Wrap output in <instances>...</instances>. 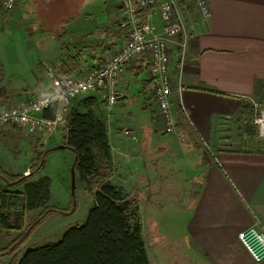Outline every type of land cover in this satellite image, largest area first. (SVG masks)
<instances>
[{"label":"crops","instance_id":"obj_1","mask_svg":"<svg viewBox=\"0 0 264 264\" xmlns=\"http://www.w3.org/2000/svg\"><path fill=\"white\" fill-rule=\"evenodd\" d=\"M105 1V14L93 23L90 0H19L11 13L0 8V108L23 103L49 86L47 71L57 73L64 59L62 42L71 53L81 51L82 71L98 67L120 46L118 5ZM207 2L205 21L182 9L191 35L182 65L177 44L169 43L174 134L159 129L143 57L122 73L120 102L113 108H107L100 91L79 100L90 97L98 104L112 163L109 182L138 203L149 262L147 237L157 239L154 245L181 242L176 264H264L255 262L237 238L255 220L264 228V151L240 125L249 99L264 105V0ZM154 21L159 25L157 15ZM72 103L61 107L69 110ZM63 115H57L55 128L63 127L48 137L39 135L33 148L60 144L68 122ZM0 137L31 140L10 126L0 129ZM158 201L169 212L167 219L183 223L181 236L160 227L154 214Z\"/></svg>","mask_w":264,"mask_h":264},{"label":"trees","instance_id":"obj_2","mask_svg":"<svg viewBox=\"0 0 264 264\" xmlns=\"http://www.w3.org/2000/svg\"><path fill=\"white\" fill-rule=\"evenodd\" d=\"M61 49L65 53L57 74L71 76L81 72V51L73 50L71 53L64 42ZM97 105L95 99L90 97L70 105L61 145L74 154L71 169L75 180L94 190L93 206L85 222L68 228L58 242L24 246L35 227L53 211L45 212L30 225L25 224L24 207L37 210L47 194L45 185L38 186L26 180L40 170L42 159L49 151L38 153L37 162L33 165L35 170H29L26 176L8 175L0 168V180L4 183V186H0V229L9 233L16 230L17 234L12 244L0 252V256L15 255L11 264H150L142 237L138 203L109 182L112 163L107 128L96 112ZM59 113H65V110L53 103L41 115L53 121ZM246 129L255 134L253 128ZM96 152L100 155L101 165ZM19 184L25 185L23 195L9 190ZM20 249L21 253L18 254Z\"/></svg>","mask_w":264,"mask_h":264},{"label":"built area","instance_id":"obj_3","mask_svg":"<svg viewBox=\"0 0 264 264\" xmlns=\"http://www.w3.org/2000/svg\"><path fill=\"white\" fill-rule=\"evenodd\" d=\"M19 0H0V8L12 12ZM119 9L118 27L124 32L122 43L103 62L90 71L67 76L49 69V86L20 104L0 108V129L10 126L27 137L49 134L55 129V120L44 119L42 111L55 103L60 108L84 94L100 91L108 109L120 102L117 92L120 77L126 67L138 57L145 58L149 67L146 75L152 83V105L156 110L159 129L163 134L175 132V122L169 100L173 81L169 72V43L177 44L179 62L185 60L191 35L188 33L182 9L197 12L205 21L209 16L207 0H116ZM158 16L159 25L154 21ZM181 67L178 72V90L181 89ZM247 113L240 125L255 130V140L264 151V105L248 100ZM58 115V114H57ZM57 117V116H56ZM124 135L131 134L123 130ZM248 137V135H246ZM240 245L259 263L264 260V228L258 220L237 235Z\"/></svg>","mask_w":264,"mask_h":264},{"label":"rangeland","instance_id":"obj_4","mask_svg":"<svg viewBox=\"0 0 264 264\" xmlns=\"http://www.w3.org/2000/svg\"><path fill=\"white\" fill-rule=\"evenodd\" d=\"M107 6L108 5L105 0H90V5L87 9L89 10V12H87L90 14V21L92 23L96 22L97 17L101 20L103 14L106 12ZM79 99L80 98L78 97L72 100V102L75 103ZM61 109L65 110L64 114L66 115L63 116L67 118L69 110L64 108ZM60 127L57 129L55 128L56 130L54 129V132L60 130ZM17 133L21 134L23 137H27L18 130ZM51 133H53V131L49 134ZM40 136L31 137L28 144L26 142L27 140H24V142L19 139L10 141V138L9 140H4L0 137V168L8 175H28L30 173L29 170H35L33 165L37 162L38 153L41 151H49L48 153H45V156L42 159V167L40 170L36 171L33 176L28 177L26 180L27 182L34 178L30 182L36 183L38 186L45 185L47 188V194L45 198L43 197V200L39 204L40 206L37 210H29L24 207L25 224L30 225L45 212H48L49 210L53 211L49 212L47 217L35 227L29 240L24 245L25 247L58 242L68 228L85 222L88 211L93 206V189H88L87 186L78 179L75 180V188L73 190L71 188V168L74 162V154L67 148L58 149L64 138L62 137L60 144L56 145L54 142H51L49 147L43 150L35 148L37 146H34L33 148V145L39 143L41 139H39ZM42 136L48 137L49 135L42 134ZM96 156L98 163L101 165V158L97 152ZM176 161L177 159L173 162ZM0 186H4L2 180H0ZM9 190L14 192L21 191L22 195L26 192L24 184L13 186ZM28 190L29 188L27 191ZM160 205L161 203L158 201L156 203L158 209H156L155 206L156 212L154 213L158 216L160 227H169L170 229H168V231H171L173 236H181L183 223H181L177 217L167 219L165 215L169 212L162 210V205ZM142 206H144L146 210L150 208L149 203L145 205L143 202ZM144 208L143 212L145 213ZM16 235V230H12L9 233L4 229H0V252L12 244ZM146 240V246L150 253L151 264H176L175 258L177 257V252L179 253V251H177L178 248L182 246L181 242L175 241L173 244L165 242L160 245H154L153 243H155L157 239L153 242L151 241V237H147ZM150 241L153 244L152 246L148 244ZM17 253L20 254L21 249ZM14 256L13 254L12 256H0V264H11Z\"/></svg>","mask_w":264,"mask_h":264},{"label":"water","instance_id":"obj_5","mask_svg":"<svg viewBox=\"0 0 264 264\" xmlns=\"http://www.w3.org/2000/svg\"><path fill=\"white\" fill-rule=\"evenodd\" d=\"M62 148H64L62 145L58 147V149H62ZM74 184H75V176H74L73 169H71V188L72 190L75 188Z\"/></svg>","mask_w":264,"mask_h":264}]
</instances>
